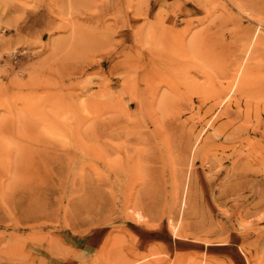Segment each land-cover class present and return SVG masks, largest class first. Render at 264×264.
Returning a JSON list of instances; mask_svg holds the SVG:
<instances>
[{
	"label": "rangeland",
	"instance_id": "obj_1",
	"mask_svg": "<svg viewBox=\"0 0 264 264\" xmlns=\"http://www.w3.org/2000/svg\"><path fill=\"white\" fill-rule=\"evenodd\" d=\"M0 264H264V0H0Z\"/></svg>",
	"mask_w": 264,
	"mask_h": 264
}]
</instances>
